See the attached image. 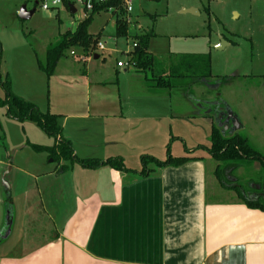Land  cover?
I'll use <instances>...</instances> for the list:
<instances>
[{
  "label": "crops",
  "instance_id": "0c3cea01",
  "mask_svg": "<svg viewBox=\"0 0 264 264\" xmlns=\"http://www.w3.org/2000/svg\"><path fill=\"white\" fill-rule=\"evenodd\" d=\"M76 23L58 35L75 30ZM57 66L51 80L78 81L70 70L56 76ZM130 76L140 90L122 93L86 78L80 80L81 96L65 91L61 100H53L51 92L46 110L61 115L63 137L77 146L69 121L84 136L78 157L126 161L138 147L144 123L161 121L180 138L173 130L180 118L173 106L154 107L168 92L150 88L145 75ZM91 125L103 131L93 132ZM189 156L196 158L154 168L146 177L108 165L86 169L75 163L61 172L56 165L34 162L22 168L2 160V179L17 172L6 179L12 224L0 241V264H264V211L249 208L224 188L215 174L217 164L209 179V153ZM2 228L3 223V233Z\"/></svg>",
  "mask_w": 264,
  "mask_h": 264
},
{
  "label": "rangeland",
  "instance_id": "374dc122",
  "mask_svg": "<svg viewBox=\"0 0 264 264\" xmlns=\"http://www.w3.org/2000/svg\"><path fill=\"white\" fill-rule=\"evenodd\" d=\"M35 3L34 14L28 19L20 18L21 6L26 4L30 10ZM42 4L35 0H0V71L2 75L9 74L15 93L46 111L51 92L53 100L54 97L61 100L65 91H76L81 96L84 92L80 80L84 82L86 78L105 82L104 89L122 93L133 88L140 90V84L130 75L136 73L143 77L144 73L133 65L119 67L118 63L129 62L137 34L150 33L149 50L165 68L184 54L207 55L211 77L165 89L168 95L158 98L159 104L154 107L173 106L174 113L180 116L173 130L181 133L180 138L172 135L161 121L144 123L137 132L138 147L127 154L125 165L139 170L141 155L165 160L168 154L183 156L188 153L187 148L209 146L211 125L221 127V115L228 126V129L222 127V131L229 135L242 133L264 155V0H131V10L126 11L124 7L120 15L128 22L126 36H116L113 22L116 24L117 16L112 9L96 12L87 31L93 35L100 33L98 41L104 47L99 49L96 45L91 51L78 47L67 50L57 66L56 76L61 71L73 72L79 78L69 85L59 79L47 80L37 60L44 61L47 44L60 31L74 29L76 22L84 20L90 11L75 4L77 11L73 14L64 3L56 9H43ZM219 42L223 45L221 49L213 47ZM3 97L0 83V98ZM74 128L75 123L69 121L67 129L78 140L74 141L77 144L73 147L74 153L80 155L84 136ZM90 130L103 131L95 125ZM54 141L33 121H19L0 106V224L3 223V228L7 226L9 210L5 204L7 186L1 177L5 166L2 160H13L14 166L22 168L34 162L46 168L54 167L56 163L45 152L38 153L32 147V144L52 145ZM188 154L208 156L204 148ZM205 161L212 179V164L217 162ZM262 170L261 162L255 161L236 174L248 188V181L259 180ZM14 174H5L6 179L11 181ZM227 195L225 191L220 196Z\"/></svg>",
  "mask_w": 264,
  "mask_h": 264
},
{
  "label": "trees",
  "instance_id": "16d2710c",
  "mask_svg": "<svg viewBox=\"0 0 264 264\" xmlns=\"http://www.w3.org/2000/svg\"><path fill=\"white\" fill-rule=\"evenodd\" d=\"M63 3L70 10L71 1L63 0ZM123 3V0H106L101 4H96L86 18L78 23L75 30L60 33L47 45L44 61L37 60L38 66L46 74L47 80L53 75L59 60L66 55L68 49L78 47L85 51H91L96 47L100 33L93 35L87 31L94 13L112 9L117 16L116 36L127 35L128 22L120 16L124 11ZM150 36V33L137 34L134 41L136 46L129 52L130 60L135 62L134 67L137 71L144 73L150 88L165 90L175 86L183 87L199 82L203 78L211 77L210 56L207 55L184 54L178 58V61L172 60L169 67L165 68L163 63H159L149 50ZM1 59L0 44V63ZM148 72H151V76L148 75ZM0 83L4 91V97L0 98V106L6 108V114L19 121H33L55 139L52 145L32 144V147L38 153L45 152L61 172L70 170L72 165L77 163L86 169H97L108 165L121 172L136 173L141 177H146L154 168L180 166L196 158L189 155L171 156L168 154L165 160H160L151 155H141L142 167L139 172L128 168L120 156L106 159L80 158L74 153L72 142L62 135L61 115L52 113L50 110L42 111L36 103L16 94L12 89L9 74L2 75L0 71ZM227 133L222 131L221 127L213 124L211 126V144L209 146L199 145L196 148L206 149L217 162L215 174L224 188L234 190L249 208L264 211V155L242 133L235 132L232 135ZM186 150L188 153L194 151V149L188 148ZM255 161L261 162L263 170L259 174V180L248 181V188H245L236 173L239 169L251 165ZM5 204L10 210V195L8 193Z\"/></svg>",
  "mask_w": 264,
  "mask_h": 264
},
{
  "label": "built area",
  "instance_id": "2783aa9c",
  "mask_svg": "<svg viewBox=\"0 0 264 264\" xmlns=\"http://www.w3.org/2000/svg\"><path fill=\"white\" fill-rule=\"evenodd\" d=\"M35 1H39L41 3H43L41 5V7L43 9H56L57 7H59L60 5L63 4V0H35ZM71 3L75 6V4H78L80 6H82L86 11H92L93 8L95 7L96 4H101L103 2H105L106 0H70ZM124 2V7L126 9V11H130L131 10V0H123ZM38 3V2H36ZM35 3V4H36ZM37 7V6H36ZM136 46V43L133 42V47ZM104 47L103 43L101 41L97 42V48L102 49ZM72 55H76L75 52H71ZM129 65H135V62L133 60H129L128 63L123 64L121 62L118 63L119 67H123V66H129Z\"/></svg>",
  "mask_w": 264,
  "mask_h": 264
},
{
  "label": "water",
  "instance_id": "95a60500",
  "mask_svg": "<svg viewBox=\"0 0 264 264\" xmlns=\"http://www.w3.org/2000/svg\"><path fill=\"white\" fill-rule=\"evenodd\" d=\"M35 10H36V6L34 7V8H32V9H28L27 8V5L26 4H23L22 6H21V9H20V11L18 12V15L20 16V18H22V19H28L29 17H31L33 14H34V12H35ZM70 12L71 13H75L76 12V8H75V6L73 5V4H70ZM222 42H224V43H227L226 41H225V39H222ZM213 47H215L216 49H221L222 47H223V45H222V43L221 42H219V43H217V44H214L213 45ZM96 57H98V56H96ZM223 115H221L220 116V120L222 121V123H221V126H222V124H226V121L223 119ZM224 129H228V126L226 125L225 127H224ZM225 131V130H224ZM3 182L6 184V186H7V193L9 194V187H8V185H7V181H6V179L5 178H3ZM10 195V194H9ZM6 223H7V226H5L4 227V232L2 233V231L0 232V239L2 240V238H5L6 236H7V234H8V232H9V230H10V226H11V224H12V219H11V217H10V213H9V211H8V214H7V217H6ZM0 240V241H1Z\"/></svg>",
  "mask_w": 264,
  "mask_h": 264
},
{
  "label": "flooded vegetation",
  "instance_id": "af4514ba",
  "mask_svg": "<svg viewBox=\"0 0 264 264\" xmlns=\"http://www.w3.org/2000/svg\"><path fill=\"white\" fill-rule=\"evenodd\" d=\"M223 119H224V118H223ZM225 126H226V124H223V125H222L223 128H224ZM222 127H221V129H223Z\"/></svg>",
  "mask_w": 264,
  "mask_h": 264
}]
</instances>
